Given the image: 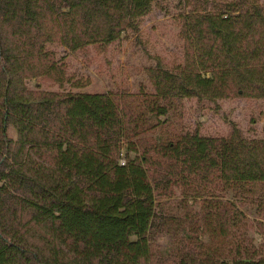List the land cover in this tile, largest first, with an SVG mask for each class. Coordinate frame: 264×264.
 <instances>
[{
  "label": "trees",
  "instance_id": "obj_1",
  "mask_svg": "<svg viewBox=\"0 0 264 264\" xmlns=\"http://www.w3.org/2000/svg\"><path fill=\"white\" fill-rule=\"evenodd\" d=\"M169 8L178 54L147 93L29 85ZM233 97L264 101V0H0V264H264V122L182 120Z\"/></svg>",
  "mask_w": 264,
  "mask_h": 264
},
{
  "label": "rangeland",
  "instance_id": "obj_2",
  "mask_svg": "<svg viewBox=\"0 0 264 264\" xmlns=\"http://www.w3.org/2000/svg\"><path fill=\"white\" fill-rule=\"evenodd\" d=\"M173 13L172 8L167 12L153 9L140 21L137 32L127 33L101 57L90 52L84 61L82 56L58 51L66 83L59 88L50 81L34 79L29 85L36 84L46 91L62 89L89 94L147 93L150 89L144 69L153 66L156 56L178 54L177 27L171 18ZM182 120L205 137L223 136L235 127L244 137L260 138L264 101L233 97L202 109L192 101L185 102Z\"/></svg>",
  "mask_w": 264,
  "mask_h": 264
},
{
  "label": "built area",
  "instance_id": "obj_3",
  "mask_svg": "<svg viewBox=\"0 0 264 264\" xmlns=\"http://www.w3.org/2000/svg\"><path fill=\"white\" fill-rule=\"evenodd\" d=\"M119 165H123V161L122 160L119 161Z\"/></svg>",
  "mask_w": 264,
  "mask_h": 264
}]
</instances>
